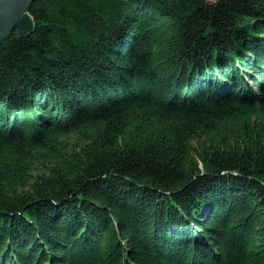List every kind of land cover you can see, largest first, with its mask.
<instances>
[{
    "label": "trees",
    "instance_id": "trees-1",
    "mask_svg": "<svg viewBox=\"0 0 264 264\" xmlns=\"http://www.w3.org/2000/svg\"><path fill=\"white\" fill-rule=\"evenodd\" d=\"M0 43V264H264V0H34Z\"/></svg>",
    "mask_w": 264,
    "mask_h": 264
},
{
    "label": "water",
    "instance_id": "water-1",
    "mask_svg": "<svg viewBox=\"0 0 264 264\" xmlns=\"http://www.w3.org/2000/svg\"><path fill=\"white\" fill-rule=\"evenodd\" d=\"M34 0H0V43L16 30L20 36L33 30L28 10Z\"/></svg>",
    "mask_w": 264,
    "mask_h": 264
}]
</instances>
